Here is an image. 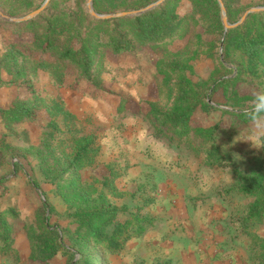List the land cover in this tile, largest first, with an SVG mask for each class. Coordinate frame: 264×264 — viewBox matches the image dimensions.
<instances>
[{"label": "rangeland", "instance_id": "374dc122", "mask_svg": "<svg viewBox=\"0 0 264 264\" xmlns=\"http://www.w3.org/2000/svg\"><path fill=\"white\" fill-rule=\"evenodd\" d=\"M9 1L0 0V4ZM33 1L38 8L45 2ZM177 1L181 15L191 12L189 0ZM242 2L244 13L264 7V0ZM70 6V1L60 0L58 8ZM4 22L17 24L0 17V56L9 43L20 37L31 38L19 35V31ZM196 32L199 35L193 29L187 37L157 47L139 46L122 54L107 51L99 87L84 80L76 83L71 74L58 86L49 73L41 70L30 72L18 84L0 87V208L13 207L17 211L15 219L6 218V229L12 238L11 253H0V264H41L35 261L31 234L37 226V211L44 202L53 209L50 223L63 229L65 244L76 250L75 242H80V238L74 234L70 214L79 204L74 197L68 201L58 194L61 185H54L52 179L72 157L75 137L82 136L91 137L99 148L92 166L81 170L82 182L100 191L98 181L109 173V167L117 168L122 174L116 182L120 195L107 198L120 210L119 220H130L134 215L157 220L144 235L127 243L120 254L110 255L90 248L100 264H147L146 260L136 258L147 253L153 258L169 254L179 261L187 259L190 264L214 260H228L231 264L263 263L264 214L260 219L249 216L253 210L264 208V198L246 192L245 188L256 186L264 191V148H255L251 142H235V138L248 125L243 109L249 106L254 92L264 89V85L254 80L240 83L235 92L241 99L248 97V101L227 99L220 90L208 99L215 110L209 113L197 110L192 116L191 137L198 139L203 148L208 146L198 133L218 128L216 140L221 165H207L202 151H195L189 143L170 134L160 133L148 117L153 108L167 112L175 107L179 82H186L201 94L213 87L215 79L222 81L235 76V72L226 75L220 65V61L224 62V37L219 39L205 28L199 31L197 28ZM33 56L36 60L47 59L41 54ZM3 79L8 77L3 74ZM33 92L59 98L74 117L68 125L62 118L56 119L61 132L54 137L49 136L51 119L40 110L35 111V119L20 118L5 126L2 110L13 108L21 101L31 103ZM144 130L149 141L171 151L170 163H160L150 146L143 150L136 147V138ZM103 140L109 143L104 144ZM225 168L230 169L232 180L228 179ZM151 199L154 203L146 206L144 202ZM249 230L253 234L248 236ZM155 262L152 264H173L171 259ZM50 264L73 263L59 254Z\"/></svg>", "mask_w": 264, "mask_h": 264}, {"label": "trees", "instance_id": "16d2710c", "mask_svg": "<svg viewBox=\"0 0 264 264\" xmlns=\"http://www.w3.org/2000/svg\"><path fill=\"white\" fill-rule=\"evenodd\" d=\"M67 1L71 3L68 9H59L60 0H52L43 13L30 21L17 24L4 22L19 31V35L25 34L31 38L26 40L20 37L15 43H9L0 56V87L18 84L36 70L49 73L52 82L58 86H62L71 74L76 83L84 80L99 87L105 72L103 61L107 51L122 54L134 51L139 46L157 47L162 43L185 38L193 29L199 35L196 29L199 31L205 28L219 39L224 37V62L220 61V65L227 72L226 75L235 72V76L222 81L220 78L215 79L213 87L206 88L201 94L186 82H179L175 107L167 112L153 108L148 117L160 133L170 134L172 138L189 143L195 151H202L207 165H221L216 140L218 128L198 133L208 146L203 148L198 139L191 137L189 122L197 110L209 113L216 109L208 99L220 90L224 96L227 95V99L235 100L241 99L235 92L240 83L254 80L264 85V12L251 14L243 25L225 33L217 0H189L192 9L184 15L179 12L177 0H166L145 14L113 19H96L91 16L86 8L87 0ZM156 1L93 0V6L98 14H116L139 10ZM222 1L229 22L236 23L245 11L242 0ZM37 8L33 0H10L9 3L0 4V9L10 17H20ZM33 54L47 56V59L36 60ZM3 74L8 79L4 80ZM241 100L248 101L249 98ZM36 110L44 112L51 119L50 137L61 132L56 119L62 118L65 125L74 119L59 98L33 92L31 103L21 101L13 108L2 110L5 126L9 127L20 118L35 119ZM74 148L69 162L52 182L61 185L57 189L58 194L68 201L74 197L79 204L70 216L75 225L74 234L79 236L80 242H75L76 250L65 244V233L60 226L50 223L53 209L44 202L37 211V226L31 234L35 261L41 264H50L59 254L73 264H100L98 258L90 253V248L110 255L120 254L127 243L144 235L157 222L152 216L135 215L130 220L120 221V210L107 197H119L116 182L122 176L121 172L115 167H109V173L98 181L100 191L91 185L87 186L81 180V170L92 166L99 148L91 137L84 136L75 137ZM245 190L264 198V191L256 186ZM154 201L151 199L144 204L151 206ZM47 209L50 210L49 216ZM263 214L264 208L253 210L249 218L260 219ZM16 217L15 208H0V253H11L12 238L6 229V218ZM252 234L251 230L247 232L248 236Z\"/></svg>", "mask_w": 264, "mask_h": 264}, {"label": "clouds", "instance_id": "9594fccd", "mask_svg": "<svg viewBox=\"0 0 264 264\" xmlns=\"http://www.w3.org/2000/svg\"><path fill=\"white\" fill-rule=\"evenodd\" d=\"M242 115L248 121L245 129L239 131V135L235 138V142L244 141L251 142L255 148H264V89H259L254 92L253 99L249 106L243 109ZM129 120L135 121L134 117H129ZM102 143L108 144V140H103ZM136 147L143 150L145 147H151L153 156L162 164H168L171 161L172 154L162 144L158 146V142L148 140L146 130L136 138ZM229 173L228 179H231L230 169L225 168Z\"/></svg>", "mask_w": 264, "mask_h": 264}, {"label": "water", "instance_id": "95a60500", "mask_svg": "<svg viewBox=\"0 0 264 264\" xmlns=\"http://www.w3.org/2000/svg\"><path fill=\"white\" fill-rule=\"evenodd\" d=\"M166 0H157L156 2L150 4L149 6L139 9V10H132V11H126V12H121V13H117V14H98L94 11V7H93V0H88L87 2V8L89 13L96 19H113V18H121V17H135V16H139L142 14H145L153 9H155L156 7L160 6L161 4H163ZM51 2V0H45V2L42 4V6L40 8H38L37 10L31 12L30 14L20 17V18H11L9 16H6L5 14H3L0 11V17L6 21L12 22V23H23V22H27L30 21L34 18H36L37 16H39L41 13L44 12V10L48 7L49 3ZM220 9H221V18H222V23L224 25V28L226 30V32L228 30L231 29H235L238 28L239 26L243 25L244 22L246 21V19L254 13H261L264 12V7H256V8H251L249 10H247L242 17L240 18V20L234 24H231L228 21V17H227V11L226 8L224 6V3L222 0H217Z\"/></svg>", "mask_w": 264, "mask_h": 264}, {"label": "crops", "instance_id": "0c3cea01", "mask_svg": "<svg viewBox=\"0 0 264 264\" xmlns=\"http://www.w3.org/2000/svg\"><path fill=\"white\" fill-rule=\"evenodd\" d=\"M140 253H142V252H140ZM136 258L138 260L139 259L146 260L147 264H152V263H154V261H156V262H159V261L160 262L169 261L170 259L172 260L173 264H190V262H188L187 259L186 260H183V261H179V258L176 259L172 255L164 254V253L159 254L158 256H155L154 258L153 257H150L149 253H147V254H141V255H136ZM200 263L201 262H199L198 264H200ZM201 264H231V262L228 261V260H224L223 262L214 260V262L213 261H208L206 263L203 262Z\"/></svg>", "mask_w": 264, "mask_h": 264}]
</instances>
